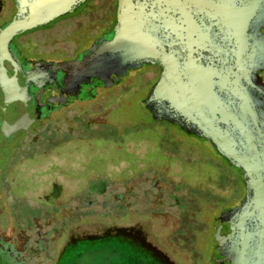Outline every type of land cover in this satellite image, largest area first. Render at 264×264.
<instances>
[{
    "label": "flooded vegetation",
    "instance_id": "obj_1",
    "mask_svg": "<svg viewBox=\"0 0 264 264\" xmlns=\"http://www.w3.org/2000/svg\"><path fill=\"white\" fill-rule=\"evenodd\" d=\"M102 1L106 5L110 3V6L107 8ZM3 2L4 0H0V12L4 6ZM115 10L116 0H91L87 5L82 6V11L77 15L65 16L67 19L65 18L66 20L61 24L60 32L57 34L53 32L30 33V31L43 26L41 25L12 36L10 63L18 69L16 79L19 83L24 84L26 92L22 99L26 100L30 109L25 110L22 106L19 108L18 104L9 103L0 88V137H2L0 138L2 144H0V149L2 146L5 147L2 154L3 159L6 160L5 163L17 150L37 146L43 142L50 145L42 150V154H49L50 158L58 157V152L53 155L54 149H61V144L71 142L69 139H78L84 136L80 133V129L86 131L94 122L98 124V129L103 124L116 129L131 124L116 125L105 117L106 112L111 109L113 104L125 100L122 93L107 92L120 84L123 75L114 77L110 81L105 78L91 77L81 83L71 84L70 87H63L56 80L59 75L61 76V73L53 77L49 69L46 68L73 60L89 47L74 51L78 44V37H84L85 34L87 36L97 30V33L89 38L92 43L108 32L114 21ZM107 22H110L109 26L103 29V25ZM73 29L78 31L75 38L69 34V30ZM255 38L264 39V25L255 34ZM152 66L157 79L158 67ZM136 70L135 68L129 71ZM263 73L264 66L257 70V75L264 85ZM121 86L125 87L126 85L122 84ZM122 105L124 104L122 103ZM138 105L142 114L136 119V125L138 124L141 129L153 133L156 138V141L151 143L155 145L152 147L154 153L168 158L175 155L176 152L173 151L172 146L176 148L178 143H182L179 137L181 134L185 135L186 132L166 121L164 123L169 127H172L171 124L175 127L174 129L172 127L173 130H168L167 126L152 118L142 101ZM60 111L63 117L54 115ZM97 114L100 115L98 118H90ZM69 117L72 122L81 121L80 117H86L87 120L76 126H67V130L63 132L67 136L65 140H42L49 138L50 125L45 126V120L51 118L52 122L67 123ZM34 124L38 125L35 131L32 129ZM3 127L6 128L5 132H3ZM95 133L97 134V131ZM164 133H169L167 135L172 142L171 150H163L160 147L161 139L165 136ZM191 135L195 137V135ZM9 138L17 140L7 146L3 140ZM201 139L211 148L206 140ZM122 140L119 139L112 143L103 142L102 144L77 140L74 143L80 145L76 147L79 154L80 151L84 152L83 154L97 153L98 149H103L104 144H109L104 146L105 148L119 150L121 154L130 152L136 154L141 149L140 144L133 146L130 142ZM191 151L195 152L194 149ZM35 152L40 153L39 149ZM185 156L187 155H180L182 158ZM217 156L221 158L219 155ZM187 159L184 160L187 161ZM115 163L106 160L104 166L101 165L100 168L89 166L87 173L82 177H66L64 173H60L64 178L62 176L49 178L48 183L51 189L40 193L38 191L34 195L28 193L20 195L18 199H23L27 209L30 210L29 215L26 214L25 217H20L15 209H11V205L7 210L4 207L6 210V212L4 211L5 219L0 218V264H53L67 247L75 248L73 252L75 260L82 256H91L94 251L104 249L108 260L106 264H178L171 255L172 248L180 249L188 254L182 261L184 264H230L227 256V250L230 249V245L226 243L227 229L225 226L219 225L218 221L215 223L214 243L210 251L206 255H202L198 253V249L194 248L193 232L190 233L188 228L191 224L193 229H196L197 222L191 221L185 211L192 198L187 194L186 189H181V182L179 184L170 182L168 178L170 174L166 172L165 167L156 164L145 165L135 160L134 168L122 165L121 175L116 176L115 171L118 166L115 168ZM73 165L71 164L70 168H73ZM66 167L61 165L60 171ZM232 168L240 178V196L224 206L221 211L233 207L243 195L240 171ZM179 191L182 193L178 194ZM202 199L200 198L201 201ZM192 204L191 206H193ZM31 210L33 211L31 212ZM115 212L121 213L123 218L128 216L130 219L124 220L123 224L116 226L111 222L103 221L107 224L103 227H97L94 221H89L95 215L104 219L112 218L111 216ZM2 214L3 211L0 208V216ZM145 217L147 221L141 220ZM72 220L81 223L82 227L76 228L71 234V231L67 233L64 229L67 228V223H71ZM151 220L156 222V228L167 227L162 237V244H166L165 247L152 241L154 238L149 234L151 233L150 228H153L154 232L156 228L146 224ZM114 244L122 247L121 252L113 251ZM97 264L99 263L97 262Z\"/></svg>",
    "mask_w": 264,
    "mask_h": 264
},
{
    "label": "water",
    "instance_id": "obj_2",
    "mask_svg": "<svg viewBox=\"0 0 264 264\" xmlns=\"http://www.w3.org/2000/svg\"><path fill=\"white\" fill-rule=\"evenodd\" d=\"M84 0H12L0 24V88L29 110L10 63L12 36L71 12ZM264 0H116L114 21L73 60L46 67L62 84L110 81L142 65L158 76L142 101L152 118L206 140L240 171L243 195L216 221L230 264H264ZM22 109V108H21Z\"/></svg>",
    "mask_w": 264,
    "mask_h": 264
},
{
    "label": "rangeland",
    "instance_id": "obj_3",
    "mask_svg": "<svg viewBox=\"0 0 264 264\" xmlns=\"http://www.w3.org/2000/svg\"><path fill=\"white\" fill-rule=\"evenodd\" d=\"M89 1L91 0H85L84 3L77 7V9L72 13L70 12L69 14L60 16L42 27H38L35 30L33 29L34 31H27H30V33L33 34H43L47 32L57 34L60 32L61 24L67 19L65 16L77 15L80 11H82V6L87 5ZM3 3V9L0 12V24L8 20L14 11L12 0H4ZM103 3L105 4V2ZM107 6H110V3H107L106 7ZM109 24L110 22L104 24L103 29L109 26ZM77 32L78 31H75L74 29L69 30L71 37H76L78 35ZM96 33L97 30L87 36L85 34L84 37H78V44L75 46L74 51H80L82 48L88 47L91 43L89 38ZM136 69L137 70L134 72H130L128 70L126 74L121 77L120 84L107 91L112 93H122V97L125 100L121 103H115V105L113 104L111 109L106 112L105 117L116 125L131 123L129 126L127 125L123 128L116 129L111 128L107 124H103V126L100 125V129H98V124L94 122L86 131L80 129V133L84 136H81L78 139H69L72 143L65 142L61 144V149H54L53 155L58 152V157L55 158H50L49 154H42V150L50 145L47 142H43L39 143L37 146L28 148L24 147L17 150L9 159H7V162L5 163L4 161L6 160L2 157L5 147L2 146L0 149V165L2 167L0 169V208L3 211L0 218L2 220L5 219L4 211L6 212L10 205L12 207L11 209H15L20 217H25L26 214L29 215L30 210L27 209V205L25 204L26 202L23 199H18V197L24 193L34 195L38 191V193H40L51 189L48 182L49 178L52 179L51 177L53 176H58L57 178L62 176L64 178V176L60 174L64 173L66 177H82L87 173L86 171L90 168L89 166L100 168L101 165L104 166L106 160L117 163H115V168L118 166L115 171V175L119 176L121 175L120 172L122 165H128L129 167L134 168L135 160H138L145 165L156 164L161 165V167H165L166 172H169L170 174L168 177L170 182L174 184H179V182H181V189H186L188 193H185L192 198V201L185 209L186 215H189L188 217L191 221L197 222L196 229H193L194 227H192L191 224L188 228L190 233L193 232V246L196 250L198 249V253L202 255H206L210 251L214 243V229L218 214L224 206L235 201L240 196L241 184L238 173L225 161L219 158L216 153L213 152L212 148L205 144L200 137H194L188 132H186L185 135L181 134L179 138L182 143H178L176 148L172 146V142L168 138L167 134L169 133H164L165 136L161 139L162 141L160 142V147L163 150H171L172 146L174 149L173 151L176 152L175 155L169 156L168 158L159 153H154V149L152 147H155V145H152L151 143L156 141V138H154L153 133H149V130L138 127V124L136 125V119L140 114H142V110L138 105L139 102L147 98L148 90L156 80L154 74L155 69L152 65H142ZM262 77L264 79V73ZM122 84H125L126 86L122 87ZM122 103L124 105H122ZM54 115L61 116L62 112H56ZM99 116L100 115L97 114L95 116H90V118L94 119ZM101 118L104 119V117ZM80 120L82 122L79 120L72 122L70 117L69 120H67V123L60 121L52 122L51 118L49 120H45L44 125H50L49 138L47 137V139L42 140H65V137L67 136L63 132L67 130V126H76L83 123V121L87 120V118L80 117ZM157 121L162 125L167 126L168 130H173L175 128L173 125L179 127L176 124H169L173 127L172 129V127H169L168 124L164 123L166 120L157 119ZM158 122L157 124H159ZM148 124V126H150V123ZM37 126L38 125L36 124L32 127L33 131L36 130ZM5 130L6 128L3 127V132H5ZM95 131H97V134ZM119 139H123L122 141L127 143L130 142L133 146L140 144L139 146L141 149L136 154H132V152L128 154H121L119 150L117 151L116 149L105 148L104 146H108L109 144H104L103 149H98L97 153L87 152L86 154H83L84 152L80 151L79 154L76 147H79L80 145L78 146L74 143L78 140L99 142L102 144L103 142L112 143ZM14 140L17 139L11 140V138H9L7 140H3V142H6V145L8 146L9 143ZM37 149H39L40 153L35 152ZM192 149H194L195 152L192 153ZM187 152H189V154H187ZM26 154L27 156H25ZM180 155L187 156L182 158ZM187 158L190 159L188 160ZM184 159H187V161ZM71 164H74L73 168H70ZM61 165L67 166L66 169L60 171ZM180 193H182V191L178 192V194ZM200 198H203L202 201ZM191 203H193V206H191ZM4 207H6V210ZM192 208H198V210L194 211ZM32 211L33 210H31V212ZM111 217L112 218L104 219L95 215L94 217L92 216L89 221H94V224H96L97 227H103L107 225L104 222H111L114 226H116L123 224L124 220L130 219L128 216L123 218L122 214L118 212H115ZM141 220L147 221V218H141ZM199 222L202 224H198ZM155 223L156 222L154 220L146 222L147 225H151V227L154 226L156 228L155 225L157 224ZM80 224L81 223H78L77 221L74 222L72 220L71 223H67V228H65L64 231L67 233L68 231H71L70 233L72 234L76 228L78 229L79 227H82ZM162 225L164 224L162 223ZM166 229L167 227L162 229L156 228V231L154 232V229L150 228L151 233L149 234H151V237L154 238L152 241L156 244L163 245L162 237ZM163 246L165 247L166 244ZM74 249V247H67L53 264H97V262L99 264H106L108 262L106 259V251L104 249L94 251L91 256L88 255L79 257V260H75L73 256ZM121 250L122 247L120 245H113L114 252H121ZM170 252L172 257L177 260L178 264H184L182 261H184V258L188 256V254L180 249L173 248Z\"/></svg>",
    "mask_w": 264,
    "mask_h": 264
},
{
    "label": "trees",
    "instance_id": "obj_4",
    "mask_svg": "<svg viewBox=\"0 0 264 264\" xmlns=\"http://www.w3.org/2000/svg\"><path fill=\"white\" fill-rule=\"evenodd\" d=\"M212 148V147H211ZM213 149V148H212ZM215 152V151H214ZM216 153V152H215ZM217 154V153H216ZM218 155V154H217ZM223 159V158H222ZM224 160V159H223ZM225 161V160H224ZM228 164V163H227ZM229 165V164H228ZM229 166H231V165H229ZM233 167V166H232Z\"/></svg>",
    "mask_w": 264,
    "mask_h": 264
}]
</instances>
